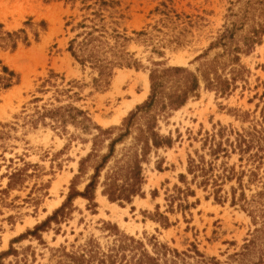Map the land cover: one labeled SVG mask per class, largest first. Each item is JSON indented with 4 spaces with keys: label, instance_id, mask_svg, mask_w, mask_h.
<instances>
[{
    "label": "rangeland",
    "instance_id": "obj_1",
    "mask_svg": "<svg viewBox=\"0 0 264 264\" xmlns=\"http://www.w3.org/2000/svg\"><path fill=\"white\" fill-rule=\"evenodd\" d=\"M170 67L196 90L140 117L94 198L77 193L108 149L99 127L121 126ZM150 120L170 143L142 162L141 193L111 201L102 181ZM238 133L250 150L227 141ZM202 158L208 184L189 170ZM263 222L264 0H0V264H240Z\"/></svg>",
    "mask_w": 264,
    "mask_h": 264
},
{
    "label": "trees",
    "instance_id": "obj_2",
    "mask_svg": "<svg viewBox=\"0 0 264 264\" xmlns=\"http://www.w3.org/2000/svg\"><path fill=\"white\" fill-rule=\"evenodd\" d=\"M183 72H187V70L182 67L153 70L151 72L152 93L149 99L142 105L137 106V109L132 111L125 118L121 126H114L106 129L99 127L100 132L95 136V146L98 144L97 142L99 140L103 141L101 136L105 135L110 139L107 145L108 149L105 153L101 154L98 159L97 157H99V155L97 154L95 147V171L91 175L90 181L86 185L85 190L77 193L90 199L94 198V193L100 182L99 177L101 171L115 155L117 144L125 141L127 136L132 133V129L135 127L137 120L140 117L145 116L154 105L162 103L163 109H167L168 107L177 108L186 102L189 94L198 87L199 79L196 74L190 71L185 75H180ZM169 81L175 83V89L167 94L166 87ZM165 97L168 99L167 103L164 100ZM155 126L156 123L150 120L146 128H139V133L135 136V141L131 145L122 148L121 157L115 160L114 165L111 166L106 173L105 179L102 181V193L107 195L111 201H131L133 196L141 193L142 185L145 180L142 162L147 159L152 148H159L164 144L170 143L169 138L163 137L159 132L155 131ZM116 131L117 134L114 135ZM222 134L223 133L221 132L220 137H222ZM208 141L211 142L213 154L217 155L222 151L227 152V147H224L221 141L217 142L216 136L207 139V142ZM227 141L230 142L231 146H236L242 151L250 150L252 142V140L247 139L246 136L241 133H238V137L235 141L229 139ZM255 155L257 156V154ZM92 156H94V154L90 153L87 157L81 160V171H83L85 163L88 162ZM205 163L206 162L203 158L199 162L192 160L189 170L194 173L195 177L197 176L196 173L205 176L202 182L208 184L211 178L209 172L212 168H207ZM183 176L184 175L181 177ZM220 176L221 175H219V177ZM213 182L217 184L218 179L214 178ZM252 252H259L262 257L261 259L264 258V222L261 227L256 229L253 237L245 243L243 250L234 255V258L242 264L246 262V256Z\"/></svg>",
    "mask_w": 264,
    "mask_h": 264
},
{
    "label": "bare ground",
    "instance_id": "obj_3",
    "mask_svg": "<svg viewBox=\"0 0 264 264\" xmlns=\"http://www.w3.org/2000/svg\"><path fill=\"white\" fill-rule=\"evenodd\" d=\"M144 79H145V91L141 95H139V97H138L139 100L143 99L147 95V92H148V89H149L148 77L145 76ZM113 205H115V203H113Z\"/></svg>",
    "mask_w": 264,
    "mask_h": 264
}]
</instances>
